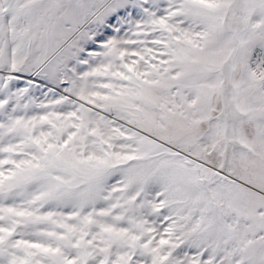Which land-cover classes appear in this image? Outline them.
<instances>
[{
	"label": "snow or ice",
	"instance_id": "obj_1",
	"mask_svg": "<svg viewBox=\"0 0 264 264\" xmlns=\"http://www.w3.org/2000/svg\"><path fill=\"white\" fill-rule=\"evenodd\" d=\"M0 264H264V0H0Z\"/></svg>",
	"mask_w": 264,
	"mask_h": 264
}]
</instances>
